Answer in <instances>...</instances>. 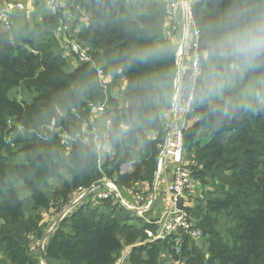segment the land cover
<instances>
[{
  "label": "trees",
  "instance_id": "trees-1",
  "mask_svg": "<svg viewBox=\"0 0 264 264\" xmlns=\"http://www.w3.org/2000/svg\"><path fill=\"white\" fill-rule=\"evenodd\" d=\"M67 1L68 7L89 15L78 39L91 46L95 62L127 77L125 89L119 91L129 102L118 108L121 96L105 91L91 64L77 63L67 69L65 55L55 52L51 44L35 45L30 36L18 39L21 15L13 16L16 39L0 26V253L5 255L0 264H39L29 238L36 226L24 219V201L15 181L24 182L37 209L49 207L41 186L53 178H60L70 195L105 177L123 185L150 182L166 137L162 107L172 105L177 51L175 42L165 35L164 0L139 1L137 15L130 10L129 0ZM36 3L44 9L41 0ZM194 13L203 52L210 36L264 17V0H199ZM46 14L45 21L56 31L59 18ZM150 44L163 47L165 54L146 62L133 58ZM217 67L223 69L218 76L224 82L223 95L204 94L198 79L195 111L199 116L186 130L185 141L188 155L197 161L194 177L219 175L221 184L201 206V243L187 239L180 258L184 264H264V57L252 68L233 67L230 62ZM21 87L30 98L11 95ZM91 102L113 108L107 140L116 150L113 159L101 156L94 143L77 142L69 150L61 144L56 129L76 132L89 117ZM12 120L15 126L7 129V121ZM202 127L208 129L209 138L194 141ZM11 134H15L16 151L8 140ZM19 153L24 162L7 161ZM124 164L136 166L132 172H122ZM123 208L112 205L113 213ZM153 227L149 222L134 225L126 214L109 215L82 204L49 238L46 260L117 264L129 246L130 253L120 264H166L163 253L171 250V244L147 241L146 230Z\"/></svg>",
  "mask_w": 264,
  "mask_h": 264
},
{
  "label": "built area",
  "instance_id": "built-area-1",
  "mask_svg": "<svg viewBox=\"0 0 264 264\" xmlns=\"http://www.w3.org/2000/svg\"><path fill=\"white\" fill-rule=\"evenodd\" d=\"M199 0H164L167 16L165 26H167L168 37L174 42L177 41L180 50L177 51L176 75L174 81L173 99L170 108L171 118L166 123V137L160 145L159 173L165 181L168 207L159 219L151 223L154 227L148 228L147 241H168L171 250L181 255L187 239H192L199 244L203 239V230L195 225L188 211L182 206L183 200L193 196L200 187L194 177L193 167L197 164L195 158L187 154L185 132L194 122L185 117L194 112L196 89L198 79L202 73L201 59V31L195 20L194 8ZM48 13L59 18L56 29V36L64 50L65 55H72L77 63H94L91 54V46L78 39L71 20L63 14L60 0H41ZM23 0H0V24L13 39V15L24 10ZM82 14V26L88 24L89 15L84 10H76ZM82 29V27H81ZM184 53H180L181 50ZM37 53L36 50H33ZM189 56H186V53ZM102 74V72H100ZM102 86L103 83L101 82ZM105 88V87H104ZM101 121L104 127L101 125ZM112 125V116L109 114L106 103L89 104V117L79 124L76 132H69L63 128L56 129L61 137L62 145L70 149L74 143L85 144L94 143L101 156L104 154L106 145H103L104 138L108 137L107 131ZM103 191L99 187H79L71 195L67 202L62 203L60 213L55 214L60 223L67 215L81 206L88 200L100 201L114 197L116 186L107 184ZM128 192L133 195L137 202L144 203L147 198L143 192L129 187ZM118 200L124 202L122 196ZM124 208L135 211L139 215L141 207H133L130 204L123 205ZM58 208V207H57ZM55 208V209H57ZM164 255H168L169 252ZM129 253L127 252L120 262L124 261ZM117 264H120L119 261Z\"/></svg>",
  "mask_w": 264,
  "mask_h": 264
},
{
  "label": "rangeland",
  "instance_id": "rangeland-1",
  "mask_svg": "<svg viewBox=\"0 0 264 264\" xmlns=\"http://www.w3.org/2000/svg\"><path fill=\"white\" fill-rule=\"evenodd\" d=\"M139 1L141 0H129L130 4V10L132 11L133 14L137 15L138 10H141L139 6ZM24 2V10L21 12H16L14 15H21L17 21L19 24V29L17 30L18 32V39L22 38H30L32 39V43L35 45L38 44H51L53 47V50L55 52H61L63 55H65L62 52V46L57 39L55 29L53 27V24L47 23L45 21L46 17V12L47 9L43 5L44 9L42 6L37 4V0L33 1V4H29L28 0H23ZM60 5L63 6L62 12L64 15H66L71 22L73 23V26L76 30L77 33H80L82 31V28H85V25L82 26V14L76 12L73 8L68 7V1L67 0H60ZM13 15V16H14ZM18 18V17H17ZM1 26V24H0ZM13 26H14V19H13ZM2 31L8 34L7 31H5L1 27ZM168 37L169 35L166 34ZM13 38L16 39L17 36L15 34L13 35ZM175 48L176 51L180 50L179 43L175 41ZM28 46V45H27ZM30 47V46H29ZM35 50V49H32ZM180 53H184V50L182 49ZM183 55V54H182ZM186 56H189V53H186ZM65 61H66V66L67 69H72L73 67H76V63H74V57L72 55H65ZM177 60V59H176ZM76 62V61H75ZM92 66L97 68L98 76L100 78V81L103 83V86L105 87V91H110L114 94H119L120 91L124 90L126 87V84L128 82L127 77L122 75L120 77V71L116 72L115 69L111 68H103V65L96 61L94 63H91ZM102 72V74H100ZM223 69L216 67V73L219 76V74H222ZM120 77V78H119ZM120 90V91H119ZM11 95L13 97H17L20 100L30 98V94L25 91L22 87L21 88H15ZM128 100L126 97L119 98L117 106L118 108H122L123 106L128 104ZM262 102V100H261ZM168 106L163 104L162 110H163V118H164V110L167 109ZM171 108V107H170ZM107 109L109 114L112 116V125L109 127L107 130L109 132L108 137L104 138L103 140V145H106V149L104 150L105 155H111V158L113 159L115 156V149L113 150L112 147L108 143V138L110 137L111 133V128L113 126V119H114V113L107 105ZM170 110V109H169ZM76 111V110H74ZM167 110H165L166 112ZM243 113L239 112V116H241ZM170 115V111H169ZM63 116L68 119L67 114L63 113ZM199 113L197 114L194 108V112L192 114L187 115L185 118L195 122L198 120ZM171 118V115H170ZM231 118V117H229ZM9 120V119H8ZM230 120V119H229ZM194 122V123H195ZM7 129H12L13 126H15L13 120L12 121H7ZM101 126L104 127L103 122L101 121ZM53 129L51 126H43L42 129ZM127 126H125V129ZM22 129V128H19ZM210 135H208V129L205 127H202L199 131L196 132V135L194 137V141L200 140V142H204L209 138ZM15 138V134H11L8 137L9 142L12 144L11 150H18V146H16V141L13 142V139ZM62 144V143H61ZM66 150H69L66 148ZM189 153V151H188ZM187 153V154H188ZM191 153V152H190ZM7 158V155H4ZM188 157L187 160H189ZM103 159V157H102ZM8 162H13V163H22L24 162V155L23 153H19L17 156H15L14 159H7ZM136 165H131V164H124L122 167V172H132L135 169ZM63 174L65 177H68V174L66 171H63ZM229 171H225L224 176H228ZM198 181L200 187L197 189L196 193L192 196H189L188 199H184L182 206L188 211L190 216L192 217V221L195 223V225H198L201 227L202 225V217L204 216L203 210H202V204L205 202V200L212 195V192L215 191L218 186L221 184V179L219 178V175H208L203 177L196 178ZM103 186L99 187V191H103L107 186V184H111L112 187L116 186L115 194L114 197L110 199H104L100 201H92L88 200L84 204H91L93 206H96L97 209L107 211L109 215L116 214L119 217H121V214H126L129 215L131 218L132 222L134 225L141 226L143 222H151L153 220L159 219L160 216L163 214V212L167 209L168 207V199H167V193H166V187H165V181L163 176H160L159 173L156 172L154 174L153 180L152 181H146L143 180L141 182H134V183H124L123 182L119 184V182L114 179V178H104L102 180ZM14 185L17 187L20 197L24 201V219L27 222L32 223L33 225L36 226V230L34 233H32L29 238L31 241V248L33 250V254L36 258L39 260V264H59L57 261H51L47 262L46 260V254H45V246L51 237V235L55 232V230L60 226V223L57 222V217L55 214L60 213V208L63 206L62 203L67 202L69 199L68 196L70 195L69 193L67 194L64 187L62 186V180L59 178H53L50 179L47 183L41 186L42 190L45 192L49 199V207L48 208H38L35 206V203L32 199V194L31 191L27 188V186L24 184L22 181H15ZM133 187L139 192H143L144 195L146 196L147 200L144 203H139L137 202V199L131 195L128 192V188ZM122 196L124 199V202H121L118 200V197ZM126 204H130L133 207H141L142 209L140 210L143 215L137 214L135 211L128 210L126 208H123V211H117L116 213H113L112 205H117L119 204L120 207ZM58 207V208H57ZM57 208V209H55ZM79 207H77L74 211H72L69 215H67L64 220L70 217ZM121 211L123 213H121ZM52 219H55L53 224L51 223ZM52 225V227H51ZM64 227H68V224H64ZM51 228V229H50ZM187 241V240H186ZM185 241V243H186ZM129 247V246H128ZM126 246L125 250L123 251V254L121 258L127 253V248ZM129 247V251H130ZM43 253L45 254V257H43ZM183 253V252H182ZM129 255V254H128ZM128 255H126L128 257ZM4 254L1 252L0 253V260L4 258ZM181 255H178L175 253V251H170L168 255H164L163 257H167L168 262L166 264H184L183 260H181ZM125 258V260L127 259ZM120 258V259H121ZM119 259V263L120 262Z\"/></svg>",
  "mask_w": 264,
  "mask_h": 264
},
{
  "label": "clouds",
  "instance_id": "clouds-1",
  "mask_svg": "<svg viewBox=\"0 0 264 264\" xmlns=\"http://www.w3.org/2000/svg\"><path fill=\"white\" fill-rule=\"evenodd\" d=\"M164 54L163 47L150 44L136 51L133 58L146 62ZM261 57H264V17L216 33L205 40L201 54L205 72L199 77V87L204 94L222 96L224 82L216 73L217 65L230 62L233 67L252 68Z\"/></svg>",
  "mask_w": 264,
  "mask_h": 264
},
{
  "label": "crops",
  "instance_id": "crops-1",
  "mask_svg": "<svg viewBox=\"0 0 264 264\" xmlns=\"http://www.w3.org/2000/svg\"><path fill=\"white\" fill-rule=\"evenodd\" d=\"M29 1V4H33V1L34 0H28ZM164 31H165V35L167 34V26H164ZM76 61V59L74 58V63H76V66H77V61ZM120 77H122V75H120ZM119 77V78H120ZM169 109H170V107H167V109H165V110H167L166 112H165V110H164V121H165V123H168L169 122V120H170V115H169ZM198 119V118H197ZM193 122H195V120H193ZM156 136V134L154 133L153 134V137H155ZM55 221V219H52V221H51V223L53 224V222ZM58 222V221H57ZM51 227H52V225H51ZM51 229V228H50ZM128 253H130V251H129V247L127 248V250H126ZM32 252H33V250H32ZM34 253V252H33Z\"/></svg>",
  "mask_w": 264,
  "mask_h": 264
},
{
  "label": "water",
  "instance_id": "water-1",
  "mask_svg": "<svg viewBox=\"0 0 264 264\" xmlns=\"http://www.w3.org/2000/svg\"><path fill=\"white\" fill-rule=\"evenodd\" d=\"M157 172H159V167L157 168ZM103 186V182L99 181L93 185V188L101 187ZM43 257H45V254L43 253Z\"/></svg>",
  "mask_w": 264,
  "mask_h": 264
}]
</instances>
